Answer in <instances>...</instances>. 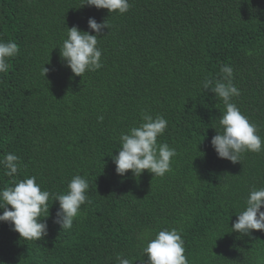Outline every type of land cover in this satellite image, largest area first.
<instances>
[{
	"label": "trees",
	"instance_id": "16d2710c",
	"mask_svg": "<svg viewBox=\"0 0 264 264\" xmlns=\"http://www.w3.org/2000/svg\"><path fill=\"white\" fill-rule=\"evenodd\" d=\"M84 2L0 0V41L20 49L0 74V158L14 153L23 165L12 177L0 166V189L35 176L42 190L66 193L81 175L91 201L63 231L50 200L39 241L0 222V264H118L121 253L143 264L147 239L165 228L183 229L189 264H264V231L230 230L250 190L264 187V151L218 158L211 139L225 106L203 88L231 66L241 91L233 102L264 137V0H129L123 15ZM89 18L109 25L103 67L78 77L59 47L67 28L95 35ZM142 112L168 121L158 143L177 156L163 177L118 176L119 136Z\"/></svg>",
	"mask_w": 264,
	"mask_h": 264
},
{
	"label": "clouds",
	"instance_id": "9594fccd",
	"mask_svg": "<svg viewBox=\"0 0 264 264\" xmlns=\"http://www.w3.org/2000/svg\"><path fill=\"white\" fill-rule=\"evenodd\" d=\"M83 6L105 9L110 15L126 14L131 7L129 0H85ZM88 27L96 34L81 31L77 26L67 28V37L59 47L62 63L78 77L103 67L102 49L98 44L103 31L109 29V25L107 20L97 22L95 18H89ZM19 51L15 41H0V74L8 73L10 60ZM49 71L44 66L41 74L46 77ZM220 73L221 79H205L203 82V88L211 90L225 106V111L218 119L222 130L218 131L213 126L217 134L212 137L211 145L218 158L235 164L241 162L245 153L264 151V137L259 135L258 126L233 102L234 98L241 95V91L233 83L234 69L224 64ZM98 119L102 122L103 117ZM141 119L143 122L139 126H133L119 136L120 150L118 155L112 156L116 174L123 177L130 171L137 177L147 171L155 177H163L171 171V164L177 156L175 148L167 143H158V138L168 127V121L162 115L153 117L146 112L141 113ZM0 166L4 168L5 175L12 177L23 165L18 155L9 152L0 158ZM89 187L88 179L81 175L71 179L66 193L42 190L35 176L19 180L11 187L0 189V209L3 210L0 222L8 223L23 240H42L48 235L45 221L50 216L49 201L53 200L59 202L54 223L63 231L71 230L80 215L81 207L91 202L87 195ZM262 208L264 187L250 190L244 210L237 214V220L230 228L231 232L250 236L254 230L264 231ZM182 231V228H165L154 238H145L147 245L143 252L147 259L143 264H189ZM116 260L118 264H132V260L122 253L117 255Z\"/></svg>",
	"mask_w": 264,
	"mask_h": 264
}]
</instances>
